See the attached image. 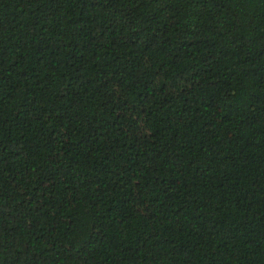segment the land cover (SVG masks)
Listing matches in <instances>:
<instances>
[{
  "label": "trees",
  "instance_id": "1",
  "mask_svg": "<svg viewBox=\"0 0 264 264\" xmlns=\"http://www.w3.org/2000/svg\"><path fill=\"white\" fill-rule=\"evenodd\" d=\"M0 264H264V0H0Z\"/></svg>",
  "mask_w": 264,
  "mask_h": 264
}]
</instances>
